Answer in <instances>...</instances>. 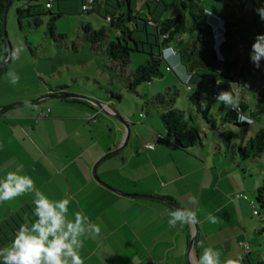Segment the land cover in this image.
Returning a JSON list of instances; mask_svg holds the SVG:
<instances>
[{
    "label": "crops",
    "instance_id": "1",
    "mask_svg": "<svg viewBox=\"0 0 264 264\" xmlns=\"http://www.w3.org/2000/svg\"><path fill=\"white\" fill-rule=\"evenodd\" d=\"M7 1L0 0V60H5L8 55L4 51L8 45L3 33ZM54 1L52 11H55ZM71 1H74L69 4L71 10L82 5V0ZM104 2L107 11L109 0ZM65 5L67 3L58 0L57 11L64 9ZM94 8L96 11L95 5ZM103 10L101 8L99 13ZM149 10V17H156L152 9ZM209 10L210 22L222 40L225 34L223 19L228 16ZM121 14L125 12L118 10L105 17L109 21ZM170 14L172 16L173 11ZM90 44L100 60L99 52ZM60 51L64 56L68 49L63 47ZM74 51L78 52L75 46ZM19 60L10 58L0 72V179L19 168V174L31 177L49 199L70 198V220H74L77 211H82L91 222L99 224L101 234L98 238L82 237L81 255L85 264H198L203 253L201 241L221 252V264L250 253V227L241 218L245 203L239 201L247 197L232 194L244 188L239 172L234 169L237 151H234L232 162L228 161V154L223 152L221 144L218 154L213 157L204 150L185 153L152 125L138 119L129 121L121 108L119 110L116 100L109 98L114 89L104 88L100 83L104 95L87 89L66 90L69 85L66 80L40 82L36 80L38 77L34 78L35 74L30 78L25 69L27 63ZM167 61L170 65H178L181 80L189 81L180 57ZM109 62L114 69L120 70L117 62ZM76 63L87 64L83 61ZM9 71L19 75V84L10 83L6 76ZM129 76L128 73L127 82ZM50 93L84 95L102 103L105 108L110 106L121 113L130 132L88 100L51 97L34 102ZM25 99L36 107L25 108ZM9 105L12 106L4 109ZM41 110L48 111V115L37 121L36 116ZM149 144H154V148H149ZM120 146L118 152L102 159ZM95 165L98 178L93 171ZM129 194L164 197L181 209L194 210L199 223L171 227L168 213L177 208L167 201ZM33 199L34 193L0 203V247L10 245L22 223L36 219ZM210 215L216 217V223L209 222L207 217ZM195 233L196 239L190 248ZM0 264H3L2 259Z\"/></svg>",
    "mask_w": 264,
    "mask_h": 264
},
{
    "label": "rangeland",
    "instance_id": "2",
    "mask_svg": "<svg viewBox=\"0 0 264 264\" xmlns=\"http://www.w3.org/2000/svg\"><path fill=\"white\" fill-rule=\"evenodd\" d=\"M42 1L44 2L45 0ZM175 1L180 4L182 0H134V3H132V8L135 10L134 15L137 14L141 17L138 20L139 28H136L134 23L132 24L135 28L134 37L147 41L144 27L146 17L151 16L149 8L152 9V13L158 20L165 19L171 16L170 13L174 9L172 6H167L166 3ZM71 2L74 1L62 0V3H67V5L61 11H57L58 0L54 1V12H61L55 22L56 33L65 35L63 40L57 41L47 31L48 15L42 17L43 23L39 27L30 25L29 18L27 17L23 19V26L21 27L17 8L22 2L12 0L6 14V32L12 48L18 45L20 41H23L24 51L19 61L27 63L25 69L30 78L31 75L35 74L34 78L38 77L36 80L40 82L42 80H54L52 83H57L65 82L66 80L67 84H69L66 90L85 91L87 89L90 92H95V94H97V91L98 94L104 95L105 90L100 89L101 83L104 85V88L114 89L120 95V98L116 97V103L119 110L121 108L120 111L124 112L125 116L129 118V121L143 120L142 122H146L152 125V127L157 128L163 133V137H167L168 139L170 138L165 134L159 115L160 105L151 101L159 94L167 93L169 87H177L179 94L177 95L176 105L187 111V118L192 119L190 122L201 131V143L190 147L186 151L195 152L199 150L203 152L204 150L205 153L213 157V155L218 154L217 149L221 144L223 152L228 154L229 162H232V156L235 153L233 148L236 144H246L261 127H264V113L259 114L257 121L249 126H238L232 122L223 121L222 115L226 112V105L218 101L213 108V112L218 113L217 125L216 127H212L207 124L195 108H193L189 100L186 81L180 79L182 72L178 65L175 64L170 65L172 67L171 70H167V63L163 62V76L142 83L138 86L137 92L129 90L127 88L126 75L130 73V70L135 69L140 63L147 60L148 55L143 52H132L131 63L126 70L127 73L126 75L122 74L120 70L113 68L112 63L109 62L111 60L105 62L101 56L100 60H98L91 49L85 29L87 25L96 30L105 27L108 37L116 39L117 31L111 26L110 21H107L105 15L112 16L118 10L127 13V4L123 2L118 3L116 0H109V6L106 11L104 0H97L95 4L96 11L83 13L80 5L75 10L69 9ZM201 2L207 8L225 13L232 20H235L234 16L239 15L241 10L238 0H201ZM260 3H264V1L260 0ZM158 7L160 8L159 11L157 10ZM179 7L181 8L182 6L179 5ZM101 8H104V10L102 13H99ZM169 10H171L170 13ZM186 25L187 35H190L194 31V26L189 15ZM147 28L149 41L141 44V46L145 47L146 52L150 51V43H154L156 26L149 25ZM131 43L132 46L135 45L133 42ZM74 46L78 50L77 53L74 51ZM63 47L68 49L64 56L59 53ZM154 50H156L155 46ZM242 59V55L239 56V52L235 50L230 61L231 63L225 69V74H234L233 77L240 79L242 82H231L233 90L239 92L242 100L249 103L252 100L255 102L262 87H259V82L255 80V77H250L252 80L251 84L255 86L254 91L246 86V75H244ZM76 61L87 62V64L82 66L81 63H76ZM58 69H62L63 72L60 73ZM262 83L264 86V81ZM228 87L229 85L225 83L222 85L223 90H228ZM110 97L111 94L109 93ZM181 151L185 152V150ZM236 167L234 169L239 172L241 184L244 188L237 192H232V194L236 197L241 195L247 197V199L242 197L243 199L240 198L239 201L245 203L241 218H243L245 224L249 225V235L251 236V239H248L250 253L244 255V258L240 260V264H261L260 261L264 260V236L259 233V230L264 227V211L256 200V192L264 178V154L260 157L249 158H243L237 154ZM252 202H254V205ZM255 210L258 211V214L254 213ZM257 227L258 230L256 232L255 228Z\"/></svg>",
    "mask_w": 264,
    "mask_h": 264
},
{
    "label": "trees",
    "instance_id": "3",
    "mask_svg": "<svg viewBox=\"0 0 264 264\" xmlns=\"http://www.w3.org/2000/svg\"><path fill=\"white\" fill-rule=\"evenodd\" d=\"M19 1L22 4L18 6L17 14L21 27L23 26V19L26 17L29 18L30 25L39 27L43 23L42 17L48 15V33L57 41L65 38L64 34L56 33L55 22L61 12L55 13L51 10V7H47V0L46 2H42L41 0ZM116 1L118 3L123 2L128 6L127 13L121 14L115 19L112 17L109 19L111 26L117 31L116 39L108 37L105 27L96 30L87 25L85 29L89 42L94 45L102 60L107 58L117 62L122 74L126 75L127 73L126 70L131 63L132 52H143L148 55L147 60L140 63L135 69L130 70L127 84L129 90L137 92L138 86L142 83L163 76V62L167 63V67L171 66L164 59L162 50L169 46L174 47L179 53L181 63L189 78L186 84L187 86L188 84L192 85L191 89L187 87L192 106H194L197 113L207 124L216 127L218 113H214L213 108L217 102L216 96L223 90L222 85L224 83L229 85L228 90L235 93L231 82H241L240 79L233 77L234 74H225V69L231 63L234 51L237 50L239 56L242 55L243 57L246 86L254 91L255 86L251 84L252 80L250 77H255L262 90L258 95L257 101L254 102L252 100L249 103L241 99L239 106L240 113L250 117L253 123L241 122L237 118V112L232 110L230 106H226V112L222 115V120L232 122L238 126H249L257 121L259 114L264 113V86L262 83L264 81V60L261 61V68L256 69L249 59V52L255 35L257 33H264V22L254 12V9L259 6L257 0H238V5L241 8L240 14L234 16L235 20L228 17L227 19H223L225 21V34L221 40V44H218L215 38L216 30H214L210 22V10L204 6L201 0H182L180 4L176 1L166 3L167 6L174 7L171 17L158 20L152 16L145 19L144 29L147 41H149L147 26H156L154 43L149 42L151 47L148 52L145 51L144 46H141L142 43H147V41L134 37L135 28L132 24L134 23L135 27L139 28L138 20L141 17L137 14L134 15L135 10L132 8V0ZM179 5L182 7L180 8ZM94 9L92 11H95ZM188 15L194 26V31L190 35H187L186 24ZM131 42L135 45L132 46ZM154 46L156 50H154ZM3 61L4 59L0 60V65ZM219 63L222 64L221 69H218ZM217 80L220 81L219 89L209 92V85ZM178 94L177 87H169L167 93L159 94L151 102H156L160 105L159 115L165 134L173 140L174 145L178 149L186 151L190 147L201 143V131L190 122L192 119L187 118V111L176 105ZM111 97L116 99V97L120 98V95L112 92ZM202 101L206 106H202ZM233 150H238L237 154L243 158L262 156L264 153V127H261L246 144H236ZM256 200L264 211V178L257 189ZM259 233L264 236V227L259 230ZM260 262L264 264V260Z\"/></svg>",
    "mask_w": 264,
    "mask_h": 264
},
{
    "label": "clouds",
    "instance_id": "4",
    "mask_svg": "<svg viewBox=\"0 0 264 264\" xmlns=\"http://www.w3.org/2000/svg\"><path fill=\"white\" fill-rule=\"evenodd\" d=\"M254 9L259 19L264 22V3H260ZM4 51L10 53L13 61L19 60L24 51L23 41L13 46L10 50L5 46ZM164 59L171 60L172 57L179 59V53L174 47H167L163 50ZM250 62L256 69L261 68V61L264 60V33H257L254 37L249 52ZM12 85L19 84L20 77L15 71L6 74ZM216 100L237 112V118L241 122L253 123L251 119L242 115L239 110L241 96L239 92L231 90H221L216 96ZM202 106H206L202 101ZM25 108H35L31 101L24 100ZM21 169L10 171L3 179H0V203L12 201L25 194H33V215L35 220L22 223L18 234L11 241L10 245L0 248V259L3 264H85V259L81 255L84 247L82 237L98 238L101 234L99 224L93 223L82 211L75 213L74 220L69 217L70 198L60 200L49 199L35 184V181L28 175H20ZM195 202V197L192 198ZM168 223L171 227L178 224L193 225L199 223L196 212L192 209L177 208L168 213ZM210 223H216L215 216L207 217ZM203 249L202 255L198 259V264H221V252L211 246H205L200 242ZM241 258L227 259L223 264H240Z\"/></svg>",
    "mask_w": 264,
    "mask_h": 264
},
{
    "label": "water",
    "instance_id": "5",
    "mask_svg": "<svg viewBox=\"0 0 264 264\" xmlns=\"http://www.w3.org/2000/svg\"><path fill=\"white\" fill-rule=\"evenodd\" d=\"M12 0H8L7 3H6V6H5V10H4V16H3V33H4V38L7 42V45H8V48L11 50L12 47H11V44L8 40V36H7V32H6V14H7V11H8V8L11 4ZM10 53H8L7 55V58L1 63L0 65V72L3 70V68L7 65L9 59H10ZM221 63L218 64V69H221ZM51 97H61V98H68V97H76V98H81V99H84V100H88V101H91L93 103H96V106L99 107L100 109L104 110L107 114L111 115L112 117H114L115 119H117L119 122H121L123 125H125L127 127V130H129L130 132V128H129V124L127 123V121L119 114L117 113L116 111H114L110 106H108L107 108H105L102 103L98 102V101H95L94 99L90 98V97H87V96H84V95H70V94H56V93H50V94H47L45 96H42L38 99H36L34 102H39L45 98H51ZM16 104H20V103H15L14 105ZM10 106L12 105H9L7 107H4V109L6 108H9ZM128 137H129V133H128V136H127V140H128ZM122 146L108 152L106 155H104V157H102V159L118 152L120 149H121ZM101 159V160H102ZM95 169H96V165L94 166L93 168V171L95 173ZM95 176L97 177L96 173H95ZM98 178V177H97ZM129 195H133V196H142V197H149V198H154V199H158V200H163V201H167L168 203H170L173 207L175 208H180L176 203H174L173 201H170L164 197H161V196H156V195H150V194H129ZM181 209V208H180ZM196 234L195 233V236L192 238V241L190 243V248L193 247V244H194V241L196 239Z\"/></svg>",
    "mask_w": 264,
    "mask_h": 264
},
{
    "label": "built area",
    "instance_id": "6",
    "mask_svg": "<svg viewBox=\"0 0 264 264\" xmlns=\"http://www.w3.org/2000/svg\"><path fill=\"white\" fill-rule=\"evenodd\" d=\"M54 0H47L46 2V5L47 7H51L52 6V3H53ZM97 0H82V5H81V10L83 13H89L93 10L94 8V5L96 3ZM215 38L217 39L218 41V44H221V40H219V35L216 33L215 35ZM168 70H171V67H167ZM188 89H191L192 88V85L191 84H188ZM220 87V81L217 80L213 83H211L208 87V90L209 92H212V91H217ZM206 93V92H205ZM49 111V109H48ZM48 111H45V110H41L38 112L37 116H36V120L38 121L39 119H42V118H45L47 117L48 115ZM246 117H248L247 115H244ZM250 119V117H248ZM149 148H154V144H149L148 145ZM252 204L254 205V202H252ZM255 214H258V211H254ZM248 246V245H247Z\"/></svg>",
    "mask_w": 264,
    "mask_h": 264
}]
</instances>
